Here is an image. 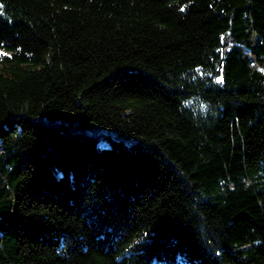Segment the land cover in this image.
Wrapping results in <instances>:
<instances>
[{"label": "trees", "instance_id": "1", "mask_svg": "<svg viewBox=\"0 0 264 264\" xmlns=\"http://www.w3.org/2000/svg\"><path fill=\"white\" fill-rule=\"evenodd\" d=\"M0 9V264H264V0Z\"/></svg>", "mask_w": 264, "mask_h": 264}, {"label": "snow or ice", "instance_id": "2", "mask_svg": "<svg viewBox=\"0 0 264 264\" xmlns=\"http://www.w3.org/2000/svg\"><path fill=\"white\" fill-rule=\"evenodd\" d=\"M0 13H2V9H0Z\"/></svg>", "mask_w": 264, "mask_h": 264}]
</instances>
